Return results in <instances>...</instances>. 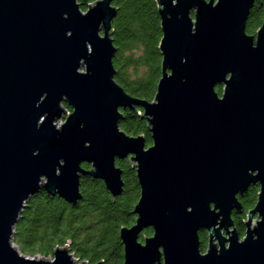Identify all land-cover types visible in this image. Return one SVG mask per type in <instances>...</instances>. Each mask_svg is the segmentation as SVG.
Masks as SVG:
<instances>
[{"label": "water", "instance_id": "1", "mask_svg": "<svg viewBox=\"0 0 264 264\" xmlns=\"http://www.w3.org/2000/svg\"><path fill=\"white\" fill-rule=\"evenodd\" d=\"M254 3L157 0L162 76L150 101L115 79L114 0L86 11L77 0H0V264H87L70 241L53 260L24 255L16 225L40 190L77 204L83 176L118 198L116 160L126 158L141 191L135 224L120 229L123 264H264V21L247 33ZM139 107L149 147L120 127L122 110ZM257 183L240 240L232 211Z\"/></svg>", "mask_w": 264, "mask_h": 264}, {"label": "trees", "instance_id": "2", "mask_svg": "<svg viewBox=\"0 0 264 264\" xmlns=\"http://www.w3.org/2000/svg\"><path fill=\"white\" fill-rule=\"evenodd\" d=\"M77 1L86 11L91 3L98 0ZM114 5L118 8L112 35L117 47L115 79L133 96L152 101L162 76L159 51L162 30L157 0H114ZM263 21L264 0H256L247 32L255 33ZM216 90L222 94V86H217ZM65 105L72 111L69 105ZM122 111L124 116L120 127L132 136L144 135L148 146L151 145L147 120L140 114L143 109ZM116 164L123 170L125 182L123 194L116 199L102 180L91 176L82 177V199L75 206H70L58 196L51 198L46 192L32 196L13 236V242L20 251L28 255L38 254L34 248L37 239L43 244L48 243L47 251L42 254L47 257L53 255L56 246H65L70 241V252L81 262L123 264L124 247L120 235L112 237L114 230L108 226L114 223L120 234L122 227L134 224L136 215L133 210L141 189L129 160L118 159ZM83 167L91 168L89 164ZM100 227H104L101 235L98 233ZM152 233V230L145 232L147 235ZM92 243L98 244L89 245Z\"/></svg>", "mask_w": 264, "mask_h": 264}, {"label": "flooded vegetation", "instance_id": "3", "mask_svg": "<svg viewBox=\"0 0 264 264\" xmlns=\"http://www.w3.org/2000/svg\"><path fill=\"white\" fill-rule=\"evenodd\" d=\"M256 1V0H255ZM255 4V3H254ZM254 7V6H253ZM250 17V16H249ZM248 24H249V20H248V23H247V26H248ZM260 29V28H259ZM259 29H257L256 30V32L255 33H248V34H250V35H255L257 32H258V30ZM147 142V141H146ZM152 145V144H151ZM151 145H149V146H151ZM147 146H148V144H147ZM148 146V147H149ZM126 159H128L129 160V158H126ZM118 160V159H117ZM116 160V161H117ZM121 160V159H120ZM123 160H125V159H123ZM133 168V167H132ZM135 170V169H134ZM259 191H260V185H259V183H257V184H250V186L247 188V190L244 192V193H239L238 195H237V199H238V201H239V203H240V205H241V210H239V209H234L233 211H232V215H231V218H232V221H233V225L231 226V228L229 229L230 230V232L231 231H237L238 232V234H239V236H240V240H243L244 239V237H245V235H246V229H247V227H246V222H247V220H248V212L250 211V210H252L254 207H255V205H256V203H257V200H258V193H259ZM41 192H46V191H44V190H40L39 192H37L36 194H39V193H41ZM47 194V193H46ZM34 196V195H33ZM50 196V195H49ZM121 196V195H120ZM51 197V196H50ZM57 196H55V197H51V198H56ZM59 197V196H58ZM62 199V198H61ZM64 200V199H63ZM68 203V202H67ZM70 206H75V205H77V204H70V203H68ZM136 219H137V215H136ZM135 222H136V220H135ZM135 222H134V224H135ZM133 224V225H134ZM132 225V226H133ZM131 227V226H130ZM146 230H152L153 231V229L152 228H147V229H145L142 233H141V235H140V237H139V240L141 241V242H144V239H145V237H149V236H152L153 235V233L152 234H150L149 236H145V232H146ZM224 232V235L226 236V238H229L230 236H231V233H226L225 231H223ZM199 235H200V241H201V250H202V252H207V250H208V246H209V243H210V240H211V236H210V231L209 230H207V229H203V230H201L200 231V233H199ZM142 236H144L143 238H142ZM215 240V239H214ZM215 242H217V240H215ZM122 245H123V243H122ZM124 247V246H123Z\"/></svg>", "mask_w": 264, "mask_h": 264}, {"label": "rangeland", "instance_id": "4", "mask_svg": "<svg viewBox=\"0 0 264 264\" xmlns=\"http://www.w3.org/2000/svg\"><path fill=\"white\" fill-rule=\"evenodd\" d=\"M129 162H130V164L131 165H133V163L129 160ZM116 225L114 224V223H112V224H110L108 227H110V228H112L113 230H114V236H112V237H117V236H119V232H118V229L115 227ZM102 230L104 231V227H100V229H99V231H98V233L101 235V233H102ZM94 232V231H93ZM36 234L37 233H35V236H36ZM87 235V234H86ZM145 236H149V235H147V234H145ZM144 236H142V238H143ZM99 240V239H98ZM97 244L98 243H92V244H89V245H95V246H97ZM13 245L18 249V250H20L19 249V246L16 244V243H14L13 242ZM48 246V243H45V244H43L42 242H40L39 240H37L36 239V241H35V243H34V248H35V250L37 251V252H39L38 254H36V255H28V254H24V255H26V256H28V257H31V258H46V259H49V257L50 256H44V255H42L45 251H47V247ZM57 247V246H56ZM55 247V248H56ZM55 248H54V250H55ZM69 248H70V245H69ZM54 250H53V252H54ZM22 253V252H21ZM53 254V253H52ZM73 255V254H72ZM53 256V255H52Z\"/></svg>", "mask_w": 264, "mask_h": 264}, {"label": "built area", "instance_id": "5", "mask_svg": "<svg viewBox=\"0 0 264 264\" xmlns=\"http://www.w3.org/2000/svg\"><path fill=\"white\" fill-rule=\"evenodd\" d=\"M69 112H70V111L68 110V113H69ZM61 122L63 123L64 120H61ZM57 124H58V126H60V123H59V122H57ZM73 258H74V259H77V262H78V263H81V261H80L78 258H76L74 255H73ZM49 259H50V260H53V256H50ZM87 264H88V263H87Z\"/></svg>", "mask_w": 264, "mask_h": 264}]
</instances>
